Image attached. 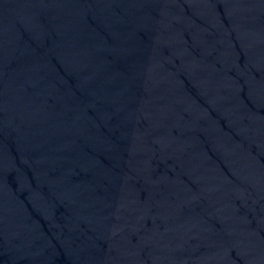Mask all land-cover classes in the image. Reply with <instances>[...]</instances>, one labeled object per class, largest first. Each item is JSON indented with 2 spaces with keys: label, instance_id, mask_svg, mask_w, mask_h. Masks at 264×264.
I'll return each mask as SVG.
<instances>
[{
  "label": "water",
  "instance_id": "95a60500",
  "mask_svg": "<svg viewBox=\"0 0 264 264\" xmlns=\"http://www.w3.org/2000/svg\"><path fill=\"white\" fill-rule=\"evenodd\" d=\"M0 264H264V0H0Z\"/></svg>",
  "mask_w": 264,
  "mask_h": 264
}]
</instances>
